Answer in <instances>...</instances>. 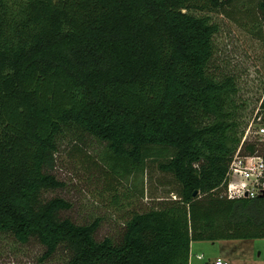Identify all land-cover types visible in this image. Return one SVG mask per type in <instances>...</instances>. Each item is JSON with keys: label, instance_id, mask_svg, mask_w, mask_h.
Returning a JSON list of instances; mask_svg holds the SVG:
<instances>
[{"label": "trees", "instance_id": "trees-1", "mask_svg": "<svg viewBox=\"0 0 264 264\" xmlns=\"http://www.w3.org/2000/svg\"><path fill=\"white\" fill-rule=\"evenodd\" d=\"M229 2L0 0V233L37 238L43 259L64 246L63 264H189L192 242L264 238V197L223 195L251 116L236 114L233 78L207 73L208 14ZM73 130L132 165L150 146L174 149L158 168L180 185L176 198L135 212L118 242L96 239L98 219L62 217L71 204L42 194L64 186L53 170Z\"/></svg>", "mask_w": 264, "mask_h": 264}, {"label": "rangeland", "instance_id": "rangeland-1", "mask_svg": "<svg viewBox=\"0 0 264 264\" xmlns=\"http://www.w3.org/2000/svg\"><path fill=\"white\" fill-rule=\"evenodd\" d=\"M259 2L230 0L223 10H212L208 14L217 29L212 36L214 49L207 73L217 81L227 77L235 80L239 91L233 102L237 108L242 106L236 114L240 117L251 113L245 129L264 89V16ZM194 14L202 13L194 11ZM248 143L255 144V154L264 158L262 137L252 132ZM109 152L105 141L89 134L73 130L61 135L53 173L64 186L44 192L42 198L65 199L71 208L63 211L62 217L76 224L98 219L96 239L109 237L118 242L125 222L135 212L174 200L180 185L171 174L158 168L159 162L167 160L174 149L150 146L146 150L147 159L133 165L127 160L116 159ZM194 243L203 253V259L194 260V264H214L218 256L229 264H264V238ZM44 252L45 247L37 238L22 243L10 233H0V264H63L70 256L64 246L48 259H43Z\"/></svg>", "mask_w": 264, "mask_h": 264}, {"label": "built area", "instance_id": "built-area-1", "mask_svg": "<svg viewBox=\"0 0 264 264\" xmlns=\"http://www.w3.org/2000/svg\"><path fill=\"white\" fill-rule=\"evenodd\" d=\"M264 98V92L258 102L257 109L244 130L241 144L233 155L223 184L224 195L228 198H259L264 197V158L257 154H241L242 145L248 140L249 134L254 132L264 139V125L258 116L259 106ZM255 131H253V130ZM201 258V256H199ZM214 264H229L223 258H217Z\"/></svg>", "mask_w": 264, "mask_h": 264}, {"label": "crops", "instance_id": "crops-1", "mask_svg": "<svg viewBox=\"0 0 264 264\" xmlns=\"http://www.w3.org/2000/svg\"><path fill=\"white\" fill-rule=\"evenodd\" d=\"M196 248V249H195ZM201 249L200 247H196L195 246V243L192 242L191 243V249H190V257H189V264H194V260L195 261H198V260H202V255L203 253H200L201 251L199 250ZM199 256H201V258H199ZM217 258H221L220 256L216 257L215 259Z\"/></svg>", "mask_w": 264, "mask_h": 264}]
</instances>
